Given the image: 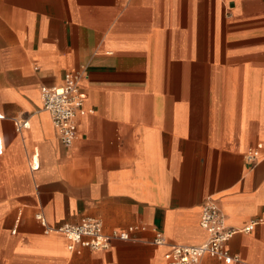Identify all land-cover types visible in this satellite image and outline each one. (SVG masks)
<instances>
[{
  "label": "crops",
  "instance_id": "crops-1",
  "mask_svg": "<svg viewBox=\"0 0 264 264\" xmlns=\"http://www.w3.org/2000/svg\"><path fill=\"white\" fill-rule=\"evenodd\" d=\"M73 71L85 98L65 147L40 87ZM0 112V264H169L152 227L202 242L207 198L229 227L260 220L226 246L264 264V0H0ZM38 211L136 228L69 251Z\"/></svg>",
  "mask_w": 264,
  "mask_h": 264
},
{
  "label": "built area",
  "instance_id": "built-area-1",
  "mask_svg": "<svg viewBox=\"0 0 264 264\" xmlns=\"http://www.w3.org/2000/svg\"><path fill=\"white\" fill-rule=\"evenodd\" d=\"M81 77V71L66 72L62 84L40 87L42 108L49 113L52 125L65 147L72 145L77 133L76 114L85 98V94L80 89ZM2 117L3 114L0 112V118ZM15 124L18 130L29 126L26 120H15ZM2 150L0 137V154ZM258 156L259 153L255 147H249L245 153L249 161H254ZM36 167V162H30L31 169ZM35 218L43 225L45 233L51 231L62 233L67 239L69 251L77 245L94 251L107 250L113 239H133L136 228L134 224H129L124 228L106 232L102 220L92 215H85L77 222L54 225L49 224L40 211L35 213ZM258 222L260 220L251 219L241 229L229 227L226 225L225 212L214 199L207 198L202 204L199 219L200 226L207 232L205 240L196 244L168 243L164 233L152 227L151 242L155 245H168L163 257L169 264H200L205 256L214 257L223 264H250L238 254L232 253L226 243L238 230L249 232Z\"/></svg>",
  "mask_w": 264,
  "mask_h": 264
}]
</instances>
